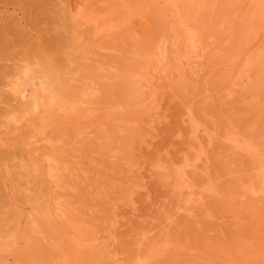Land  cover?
<instances>
[{
	"label": "rangeland",
	"instance_id": "1",
	"mask_svg": "<svg viewBox=\"0 0 264 264\" xmlns=\"http://www.w3.org/2000/svg\"><path fill=\"white\" fill-rule=\"evenodd\" d=\"M260 153L264 0H0V264H264Z\"/></svg>",
	"mask_w": 264,
	"mask_h": 264
},
{
	"label": "bare ground",
	"instance_id": "2",
	"mask_svg": "<svg viewBox=\"0 0 264 264\" xmlns=\"http://www.w3.org/2000/svg\"><path fill=\"white\" fill-rule=\"evenodd\" d=\"M59 1H60V0H59ZM61 2H62V1H61ZM68 6H69V5H68ZM81 6H82V5H81ZM164 6H165V5H164ZM169 6H170V5H169ZM65 8H66V7H65ZM65 8H64V9H65ZM62 9H63V8H62ZM83 9H84V8H83ZM163 11H164V10H163ZM76 13L78 14V12H76ZM67 15H69V17H70V14H69V13H68ZM74 15H75V14H74ZM164 15H165V13H164ZM169 15H170V14H169ZM165 17H166V16H165ZM67 18H68V16H67ZM71 18H72V19H71ZM65 19H66V18H65ZM70 19H71V22L69 21ZM70 19H68V22L70 23V25H69L70 30H69V31H71V29H72V28H71V25H72V24H74V25H78L77 22H76L75 20H73V17H70ZM59 20H60V19H59ZM167 20H168V19H167ZM68 22H67V23H68ZM74 22H76V23H74ZM69 23H68V24H69ZM61 24H62V23H61ZM63 25H64V24H63ZM63 25H62V26H63ZM65 25H66V24H65ZM72 26H73V25H72ZM78 26H79V25H78ZM67 28H68V27H67ZM64 32H65V31H64ZM62 33H63V32H62ZM66 33H67V32H66ZM12 44H13V43H12ZM73 44H74V43H73ZM74 46H75V44H74ZM8 47H9V46H8ZM69 47H70V46H69ZM76 48H77V45H76ZM4 49H5V48H4ZM1 50H3V49H1ZM79 50H80V49H79ZM74 52H75V51H74ZM11 59H12V58H11ZM16 59H17V58H16ZM16 59H14V60H16ZM23 63H24V62H23ZM23 63H22V64H23ZM26 63H27V62H26ZM22 64L20 65V63H19V65H18L17 63L15 64L14 61H12V67L14 68V73H16V72L18 73L17 70H18L19 68H20V69L22 68ZM27 65H28V64H27ZM23 66H25V64H23ZM23 69H24V67H23ZM24 70H27V69L25 68ZM21 71H22V69H21ZM19 72H20V70H19ZM12 74H13V73H12ZM12 74H11V75H12ZM20 74H21V72H20ZM33 74H34V73H33ZM9 75H10V73H9ZM13 75H15V74H13ZM18 75H19V73H18ZM16 77H17V76H16ZM38 77H39V76H38ZM9 78L12 79L11 76H10ZM11 79H10V81H11ZM14 80H15V79H13V81H14ZM11 82H12V81H11ZM32 82H33V81H32ZM8 84L10 85V83H7V86H8ZM43 84H44V86H43V91H45L46 88H44V87L47 86V83L45 84V81H44ZM45 85H46V86H45ZM40 86H41V84H40ZM18 87H19V86H18ZM9 88H10V87H9ZM15 88H16V87H15ZM15 88H13V89L15 90ZM35 89H36V88H35ZM40 89H41V88H40ZM14 90H12V91H13V98H14V100H15V99H16V100L19 99L20 102L23 101L24 99H23L22 95L24 96V94H22V93L20 92V90H19V92L22 94V95H19V94L16 92L17 90H15V91H14ZM36 92H37V91H36ZM17 94H18V95H17ZM38 95H39V94H38ZM36 96H37V94H36ZM20 97H22V98H20ZM22 99H23V100H22ZM14 100H13V101H14ZM17 101H18V100H17ZM16 104H18V103L16 102ZM22 104L25 105V101H24V103L22 102ZM22 104L19 105V106L22 107ZM31 104H33V102H32ZM34 104H36V102H34ZM24 105H23V106H24ZM19 106H18V107H19ZM32 107H34V106H32ZM36 107H37V106H35V109H36ZM38 107H39V106H38ZM22 108H23V107H22ZM35 109H34V110H35ZM15 110H16V109H15ZM19 110H20V109L18 108V110H17L18 113L20 112ZM22 110H23V109H22ZM22 110H21V112H22ZM25 111H26V109H25ZM23 112H24V111H23ZM38 112H39V111H38ZM23 114H24V113H23ZM19 128H20V127H19ZM193 128H194V127H193ZM18 130H19V129H18ZM193 131H194V130H193ZM32 132H33V131H32ZM35 132H38V131H35ZM32 134H33L34 137L37 136V134H35V135H34V133H32ZM232 137H233V136H232ZM34 139H35V138H34ZM231 140H232V139H230V142H231ZM234 142H235V145H236V143L238 144V142H236V141H234ZM232 144H234V143H232ZM235 145H233V146L235 147ZM240 145H242V144H240ZM244 145H245V144H244ZM245 146H246V145H245ZM237 147H238V146H237ZM239 148H240V146H239ZM244 148H245V147H244ZM246 149H247V148H246ZM240 151H243V149L241 148ZM251 153H253V152H251ZM248 154H249V153H248ZM253 154H254V153H253ZM253 154H252V155H253ZM255 154H257V153H255ZM255 154H254V156L257 157V155H255ZM261 155H262L261 153H260V156L258 155V158H257L258 161H256V158L254 159V156L252 157L251 155H250L249 158H248V159H251V158L254 159V160H255L257 163H259V164H260V161H261V165H258V164H257V165H258L257 168L260 167V166H263V168H261V170H260V169L257 170V172H258V171H260V172H261V171L264 172V171L262 170V169H264V165H262V163H263V162H262L263 155H262V156H261ZM247 156H248V155H247ZM259 157H260L261 160H259ZM252 159H251V160H252ZM263 159H264V158H263ZM251 160H250V161H251ZM254 160H252L251 165H252V164L254 165V163H253ZM249 164H250V163H249ZM251 165H249V166H250L249 169H252V168H253V167H252L253 165H252V166H251ZM30 166H31V167H30V171H29V173L32 174L35 178L37 177V179H38V176H39V175H38V174H39V167H38V166H40V164L37 166L36 163H35V164H32V163H31ZM254 166H255V165H254ZM42 167H43V165H42ZM254 168H255V167H254ZM40 171H41V167H40ZM166 171H167V172H166V174H167V176H166L167 178H166V179H167V180H171L172 183L175 182L174 184L171 183V184L173 185V187H176V189H178V188H180V189H181V188H184V189H188V190H190V191H191V189H193L194 186L192 185V183L189 184V182H187V181L185 180V178H183V175H186L185 171H182V172H181L180 170H176V171H174V172H170L169 170H166ZM249 171H250V170H249ZM251 172H252V171H251ZM251 172H249V173L251 174ZM262 172H261L260 174H259V172H258V173L254 172V173H252L251 175L249 174V176H252V175L254 174V175H253V177H254L253 179H254V180L250 183L251 185H250L249 183H247L249 180H247L246 183L243 181V182H244L243 185H247V184H249L248 187H246V188H244V187L242 186V187H243V192H241V193H243V195H246V196H247V195H248V196H249V195H250V196L257 195V189H260V186H263V187H264V181H263V185H262V181H260V180L258 181V179L261 177L260 175H262L261 178L264 177V173H262ZM54 173H55V172H54ZM54 173H53V174H54ZM255 173H256V176H258V177H257L258 179L256 178V179H257V181H256L257 183H255V177H256V176H255ZM30 174H27V173H26V175H30ZM258 174H259V175H258ZM56 175H57V174H56ZM33 176H32V178H34ZM44 176H45V175H44ZM249 176H248V178L252 179V178L249 177ZM26 177H27V176H26ZM46 177H48V180H49V179H54V178H55L51 173H48V174L46 175ZM185 177H186V176H185ZM58 178H59V177H58ZM42 179H43V178H42ZM34 180H36V179H34ZM34 180H33V181H34ZM249 182H250V181H249ZM167 183H168V182H167ZM55 184H56V183H55ZM50 185H51V184H50ZM239 186H240V188H239V191H240V189H241V184H240ZM241 191H242V189H241ZM186 192H187V191H186ZM192 192H193V190H192ZM192 192H189V193L191 194ZM262 192H264V191H262ZM263 194H264V193H263ZM259 197H261V196H259ZM262 197H263V196H262ZM258 199H259V198H258ZM262 199H263V198H262ZM54 209H55V208H54ZM54 211H55V210H54ZM56 212H57V211H56ZM59 213H61V212H59ZM56 214H57L56 217H57V219H58V218H59V217H58V213H56ZM255 217H256V215H255ZM259 218H260V217H259ZM259 218H258V219H259ZM256 219H257V218H256ZM61 221H62V218H61ZM257 221H258V220H257ZM259 222H260V221H259ZM259 222H258V223H259ZM259 224H262V223H259ZM252 226H253V225H252ZM254 226H255V225H254ZM260 227H261V226H260ZM254 229H255V228H254ZM262 230H263V228H262ZM259 232H260V231H259ZM110 233H111V232H110ZM16 237L18 238L17 235H16ZM21 238H22V236L20 237L19 240H21ZM24 238H25V237H24ZM22 239H23V238H22ZM21 241H23L24 244L27 242L26 240H21ZM25 241H26V242H25ZM0 243H1V241H0ZM26 245H27V244H26ZM147 251H148V249H147ZM147 251L145 250V252H147ZM158 251H160V250H157L156 248L152 249L151 251H149L150 254L147 255V257H145V258H149L150 256H152V257L155 256V255L158 253ZM240 260H241V259H240ZM135 264H147V262H146V259H138V260L135 262Z\"/></svg>",
	"mask_w": 264,
	"mask_h": 264
}]
</instances>
